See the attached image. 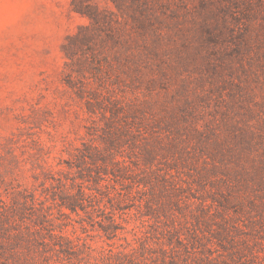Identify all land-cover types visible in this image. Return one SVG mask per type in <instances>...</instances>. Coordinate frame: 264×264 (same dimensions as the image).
I'll return each mask as SVG.
<instances>
[{"label":"rangeland","instance_id":"obj_1","mask_svg":"<svg viewBox=\"0 0 264 264\" xmlns=\"http://www.w3.org/2000/svg\"><path fill=\"white\" fill-rule=\"evenodd\" d=\"M0 264H264V0H0Z\"/></svg>","mask_w":264,"mask_h":264}]
</instances>
